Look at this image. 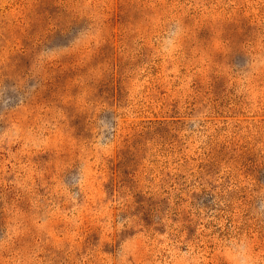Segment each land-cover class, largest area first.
I'll return each instance as SVG.
<instances>
[{
    "label": "rangeland",
    "instance_id": "1",
    "mask_svg": "<svg viewBox=\"0 0 264 264\" xmlns=\"http://www.w3.org/2000/svg\"><path fill=\"white\" fill-rule=\"evenodd\" d=\"M0 264H264V0H0Z\"/></svg>",
    "mask_w": 264,
    "mask_h": 264
}]
</instances>
